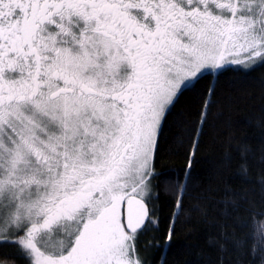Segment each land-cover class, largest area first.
Here are the masks:
<instances>
[{
  "label": "snow or ice",
  "instance_id": "snow-or-ice-1",
  "mask_svg": "<svg viewBox=\"0 0 264 264\" xmlns=\"http://www.w3.org/2000/svg\"><path fill=\"white\" fill-rule=\"evenodd\" d=\"M257 61L264 0H0V247L144 264L167 114L206 71Z\"/></svg>",
  "mask_w": 264,
  "mask_h": 264
},
{
  "label": "trees",
  "instance_id": "trees-1",
  "mask_svg": "<svg viewBox=\"0 0 264 264\" xmlns=\"http://www.w3.org/2000/svg\"><path fill=\"white\" fill-rule=\"evenodd\" d=\"M152 167L144 264H264V64L205 72L184 90ZM0 254L24 264L12 247Z\"/></svg>",
  "mask_w": 264,
  "mask_h": 264
},
{
  "label": "water",
  "instance_id": "water-1",
  "mask_svg": "<svg viewBox=\"0 0 264 264\" xmlns=\"http://www.w3.org/2000/svg\"><path fill=\"white\" fill-rule=\"evenodd\" d=\"M146 203H147V202H146ZM147 206H148V204H147ZM148 209H149V206H148ZM149 221H150V209H149V216H148V218H147V220H146V222H145V226H144V228L140 229V230L138 231L137 234H139V233H141V232H143V231L145 230V228L147 227Z\"/></svg>",
  "mask_w": 264,
  "mask_h": 264
},
{
  "label": "rangeland",
  "instance_id": "rangeland-1",
  "mask_svg": "<svg viewBox=\"0 0 264 264\" xmlns=\"http://www.w3.org/2000/svg\"><path fill=\"white\" fill-rule=\"evenodd\" d=\"M259 64H261L259 61H257L256 62V64L255 65H253V66H251L249 69H252V68H254L255 66H257V65H259ZM213 71H217V70H213ZM207 72V71H206ZM152 164H153V161H152ZM149 198L148 197H146V200H148Z\"/></svg>",
  "mask_w": 264,
  "mask_h": 264
}]
</instances>
